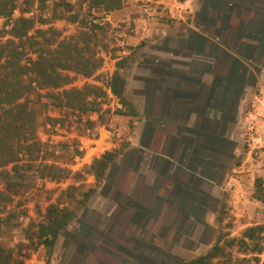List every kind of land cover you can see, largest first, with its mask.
I'll return each mask as SVG.
<instances>
[{"label": "crops", "instance_id": "1", "mask_svg": "<svg viewBox=\"0 0 264 264\" xmlns=\"http://www.w3.org/2000/svg\"><path fill=\"white\" fill-rule=\"evenodd\" d=\"M109 14L113 25L129 26L127 46L145 43L133 78L143 106L122 116L133 120L130 144L97 184L105 189L99 202L129 216L130 244H143L154 226L157 250L167 232L183 236L185 220L199 219L211 196L204 185L215 190L231 170L228 184L244 198L251 177L264 180V0H130ZM245 135L251 150L233 167ZM254 148L259 158L249 161ZM119 172L129 177L123 185ZM92 214L102 217L88 205L78 218L81 236L92 235Z\"/></svg>", "mask_w": 264, "mask_h": 264}, {"label": "rangeland", "instance_id": "2", "mask_svg": "<svg viewBox=\"0 0 264 264\" xmlns=\"http://www.w3.org/2000/svg\"><path fill=\"white\" fill-rule=\"evenodd\" d=\"M129 1L119 0L121 4L119 9ZM30 2H32L30 13L24 16H32L37 21L36 29L45 30L52 27L61 34V38L75 36L81 32L85 35L84 44L89 49L84 53L93 54L102 60L99 69L89 77L71 74V80L65 88L96 87L104 96L96 99L99 106L95 111L86 113L52 107L45 110L41 104L45 100L41 98L40 102L33 101L39 122L38 135L45 144L40 154L43 161L66 167L72 172L79 173L81 178L62 182L38 181L30 190L16 191L10 200L0 196L1 247L6 250L12 249L18 261L22 259L25 251L32 249L29 257L23 260V264H180L206 254L215 244L218 228L226 233L228 238L239 236L241 231L248 227L264 228V180L260 176L251 177L244 185L243 198L236 185L228 184L230 175L235 174L230 170L223 183L215 190L210 191L207 184L202 187V191L211 196L205 198L207 201H202L205 206L202 211L203 209L206 211L199 213V219H194L193 224L192 221L185 220L182 225L183 236L173 237L167 232L163 243L161 242L164 245H156L157 250L153 248L155 236L151 235L156 231L154 226L146 229L147 234L140 235L143 244L136 245L137 242L134 240L130 244L128 239L132 222L129 221V216L113 212L109 208L110 204H100L102 198L98 193L104 192L105 189L99 187L86 203L89 208L102 214L100 219L92 214L86 220V224L94 225L93 229H90L93 231L92 235L85 232V235L81 236L80 223L77 225L74 219L71 226L60 234L49 254L42 246H36L37 224L43 220L46 206L53 204L59 208L65 207L74 210L75 216L80 217V208H77L76 200L80 198L81 192L77 187L84 183L81 190L86 191L96 184L90 166L107 152L117 153L116 161L128 149L130 144L128 137L133 120L126 123L127 118L117 114L119 109L125 111V107H122L119 99L110 93L108 84L116 70V63L129 57L119 72L125 80V99L132 105L137 115V110L143 106L142 91L141 86L133 81V78L137 77L139 72L136 66L140 62L142 48L134 50L135 48L126 45V36L130 29L126 26L127 23L117 22L118 25H113L111 21L105 20L106 16H110L109 13L116 10L104 12V5H97L95 0H30ZM19 16V11L15 10L13 18ZM74 17L77 20L74 21ZM39 18L47 20L48 24L39 23ZM3 21L0 18V25ZM122 52L127 53L126 56ZM146 53L148 55L149 52ZM45 116L57 120L54 123L49 122L48 125L43 120ZM245 138L238 147L239 154L236 155L241 164L247 152L251 150L252 144L247 135ZM76 150L80 154L76 155ZM259 150L253 149L249 161L259 158L257 154ZM123 160H126V157ZM248 166L249 162H246V167ZM127 175L119 172L116 179L123 185L129 178ZM252 181L254 186L251 188ZM256 184L260 189L255 187ZM113 193L115 194L114 191H110L108 196L113 197ZM225 244L224 241L220 242L224 252L213 261L214 264L264 262V242L262 254L256 256L259 262L252 259L254 256H245L235 253V249H226ZM137 248L140 250L135 251Z\"/></svg>", "mask_w": 264, "mask_h": 264}, {"label": "trees", "instance_id": "3", "mask_svg": "<svg viewBox=\"0 0 264 264\" xmlns=\"http://www.w3.org/2000/svg\"><path fill=\"white\" fill-rule=\"evenodd\" d=\"M95 2L104 5V12L121 7L119 0ZM31 6L30 0H0V18L4 20L0 25V196L7 197V200L18 190L34 188L38 181L62 182L81 178L79 173L66 167L43 161L40 154L45 144L38 135L39 122L33 101L40 102L41 98L45 100L41 103L45 110L52 107L86 113L95 111L99 106L96 99L104 96L96 87L65 88L71 80V74L89 77L99 69L102 60L93 54L84 53L89 49L84 44L85 35L81 32L61 38V34L52 27L36 29L37 21L32 16H24L30 13ZM15 10L20 14L17 18H13ZM38 22L48 24L47 20L41 18ZM142 47L143 43L134 50ZM128 59L125 57L116 63L108 87L110 93L119 99L121 106L125 107V111L119 109L117 114L133 117L136 112L125 99V80L119 72ZM169 68L166 73L177 80L173 77L177 71L171 65ZM43 120L49 125V122L54 123L57 119L45 116ZM185 128L187 126H177L181 132ZM75 154L80 153L76 150ZM117 156L115 152H107L90 166L96 184L86 191L81 190L84 183L77 187L81 192L80 198L76 200L81 214L90 196L98 188L97 184L103 181L107 170L115 164ZM240 163L237 157L234 158L233 167H238ZM255 187L260 189L257 184ZM44 210L43 220L37 224L36 246H42L49 254L60 234L71 226V222L75 219L79 224V217L75 216L74 210L53 204H48ZM218 230L215 244L206 254L180 264H214L213 261L224 252L221 241L226 243V249L254 256L252 259L259 262L256 256L262 254V226L248 227L239 236L232 238H228L220 228ZM31 252L32 249L25 251L18 261L12 249L6 250L0 246V264H23Z\"/></svg>", "mask_w": 264, "mask_h": 264}]
</instances>
